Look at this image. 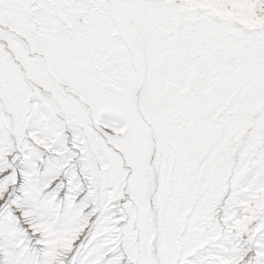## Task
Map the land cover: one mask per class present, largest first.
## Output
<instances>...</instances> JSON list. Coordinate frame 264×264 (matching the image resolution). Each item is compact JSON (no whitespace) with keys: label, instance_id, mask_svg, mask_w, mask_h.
I'll return each mask as SVG.
<instances>
[{"label":"snow or ice","instance_id":"obj_1","mask_svg":"<svg viewBox=\"0 0 264 264\" xmlns=\"http://www.w3.org/2000/svg\"><path fill=\"white\" fill-rule=\"evenodd\" d=\"M0 264H264V0H0Z\"/></svg>","mask_w":264,"mask_h":264}]
</instances>
